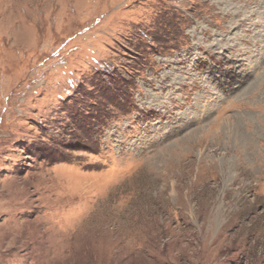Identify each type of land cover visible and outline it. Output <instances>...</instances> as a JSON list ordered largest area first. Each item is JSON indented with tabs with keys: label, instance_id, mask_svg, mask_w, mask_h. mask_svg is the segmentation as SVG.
Instances as JSON below:
<instances>
[{
	"label": "rangeland",
	"instance_id": "obj_1",
	"mask_svg": "<svg viewBox=\"0 0 264 264\" xmlns=\"http://www.w3.org/2000/svg\"><path fill=\"white\" fill-rule=\"evenodd\" d=\"M0 264H264V0H0Z\"/></svg>",
	"mask_w": 264,
	"mask_h": 264
}]
</instances>
